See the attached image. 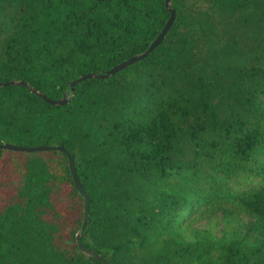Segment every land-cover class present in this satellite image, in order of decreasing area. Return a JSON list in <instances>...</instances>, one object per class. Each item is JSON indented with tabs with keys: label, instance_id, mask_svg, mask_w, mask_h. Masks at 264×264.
Here are the masks:
<instances>
[{
	"label": "trees",
	"instance_id": "trees-1",
	"mask_svg": "<svg viewBox=\"0 0 264 264\" xmlns=\"http://www.w3.org/2000/svg\"><path fill=\"white\" fill-rule=\"evenodd\" d=\"M145 59L64 106L0 88V264H264V0H171ZM165 0H0V82L61 99L144 52ZM243 178L259 187L238 188Z\"/></svg>",
	"mask_w": 264,
	"mask_h": 264
},
{
	"label": "water",
	"instance_id": "water-1",
	"mask_svg": "<svg viewBox=\"0 0 264 264\" xmlns=\"http://www.w3.org/2000/svg\"><path fill=\"white\" fill-rule=\"evenodd\" d=\"M96 1H104V0H96ZM113 1V0H110ZM165 6L170 11V17L167 20L166 24L164 25L162 31L159 33V35L156 37V39L150 44V46L142 53L129 58L128 60L116 65L115 67L109 69L105 73H96L91 72L87 73L80 78L72 81L70 83L71 90L69 93H65L64 96L61 99H52L48 97L45 93L36 90L35 88L31 87L29 83L24 81H8V82H0V88L1 87H8V86H24L31 90V92L38 97H40L44 102L53 105V106H64L67 105L70 102V99L74 97V92L76 86L86 80L91 79H108L115 75L116 73L128 68L129 66L133 65L136 62L142 61L143 59L147 58L166 38V35L168 31L171 29L175 18H176V11L173 9L171 0H165ZM0 149L9 150L13 152H19V153H36V152H45L50 150H58L63 152L68 159V165L69 169L73 178L74 185L78 192L83 196L84 198V220H83V227L87 226L90 222V208H91V199L90 196L85 192L84 187L82 185V182L78 176L77 168L75 165L74 157L63 146H37V147H26V146H18L14 144L9 143H0ZM81 234L78 233L76 236V242L78 245L79 250L84 254L87 258H95L103 262L104 264H110L105 257L102 255L96 253L95 251L91 250L90 248L86 247L82 243Z\"/></svg>",
	"mask_w": 264,
	"mask_h": 264
},
{
	"label": "rangeland",
	"instance_id": "rangeland-1",
	"mask_svg": "<svg viewBox=\"0 0 264 264\" xmlns=\"http://www.w3.org/2000/svg\"><path fill=\"white\" fill-rule=\"evenodd\" d=\"M261 181L259 179L253 178H243L242 183L238 188H251V187H259L261 185Z\"/></svg>",
	"mask_w": 264,
	"mask_h": 264
}]
</instances>
